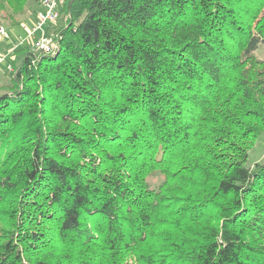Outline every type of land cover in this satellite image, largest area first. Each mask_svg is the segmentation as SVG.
<instances>
[{"label":"trees","instance_id":"1","mask_svg":"<svg viewBox=\"0 0 264 264\" xmlns=\"http://www.w3.org/2000/svg\"><path fill=\"white\" fill-rule=\"evenodd\" d=\"M61 12L0 92V264H264V0Z\"/></svg>","mask_w":264,"mask_h":264},{"label":"built area","instance_id":"2","mask_svg":"<svg viewBox=\"0 0 264 264\" xmlns=\"http://www.w3.org/2000/svg\"><path fill=\"white\" fill-rule=\"evenodd\" d=\"M64 0H40L41 8L35 17L29 21H22L18 25L16 38L9 42L16 48L28 44L33 53H52L57 47L54 35L46 28L50 23L57 21L60 17V9ZM12 30H15L13 28ZM14 32V31H12ZM20 32V33H19ZM0 36H10L8 28L0 25ZM5 55H0V62L5 60Z\"/></svg>","mask_w":264,"mask_h":264},{"label":"rangeland","instance_id":"3","mask_svg":"<svg viewBox=\"0 0 264 264\" xmlns=\"http://www.w3.org/2000/svg\"><path fill=\"white\" fill-rule=\"evenodd\" d=\"M60 15H61L60 19H58L53 25H50L49 32L52 33V30L53 28H55L54 27L55 25H59V26L63 25L68 19L67 13L61 12ZM19 24L13 26L6 19H1L0 21V25H3L5 28H8L10 34V36L8 37L0 36V55H5L6 57L4 61L0 62V92L4 89V87L6 88L9 85L10 78L13 73L12 70L15 71V69H13V67L9 63L12 62V59L15 58L16 54L12 55V57L11 56L9 57V55H11L16 50V47L15 46L13 47L12 42L10 43L9 41L10 40L12 41L16 38L15 34L17 33V31H20L19 28H16L18 27ZM13 28H15V30H12ZM52 34L56 35L54 32ZM255 55L259 58L264 57V45H262L255 51ZM256 161H264V131L256 139L253 147L249 149L246 165L250 166ZM153 180H154L153 182L156 183L160 181V179L157 177H155Z\"/></svg>","mask_w":264,"mask_h":264}]
</instances>
